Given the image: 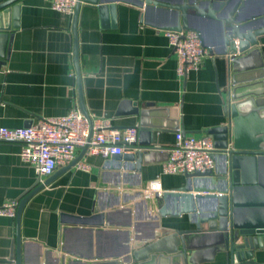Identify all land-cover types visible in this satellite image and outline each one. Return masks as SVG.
I'll list each match as a JSON object with an SVG mask.
<instances>
[{
	"label": "crops",
	"instance_id": "obj_1",
	"mask_svg": "<svg viewBox=\"0 0 264 264\" xmlns=\"http://www.w3.org/2000/svg\"><path fill=\"white\" fill-rule=\"evenodd\" d=\"M109 1L114 12L103 18L81 3L75 34L72 16L51 10L43 0L18 1V28L0 31V51L6 54L0 61V127H29L39 119L63 116L75 105L79 110L76 50L90 118H107L118 130L137 128V116L118 115L121 102L128 101L148 109L150 122L177 130L154 133L138 166L130 161L131 167L116 169L110 158L85 152L78 162L87 164L88 171L68 164L40 180L20 159L19 144L0 143V207L19 203L43 184L24 204L18 223L16 213L13 218L0 216V264H16L17 257L20 264H126L159 238L194 228L186 214H173L181 202L169 199L168 213L161 215L163 200L140 189L153 180L161 193L184 185L182 175H163L162 164L176 131L200 137L224 123L227 66L233 57H246L251 78L264 76V34L244 49L237 39L257 30L252 18L262 13L264 0H246L237 25L225 22V0H201L202 13L190 12L188 27L210 56L184 77L176 75L177 58L165 34L171 14L147 9L138 0ZM254 63L261 66L259 71H253ZM80 153L77 149L75 158ZM191 248L197 264H227L225 253L209 239ZM249 264H264V251L256 252Z\"/></svg>",
	"mask_w": 264,
	"mask_h": 264
},
{
	"label": "water",
	"instance_id": "obj_2",
	"mask_svg": "<svg viewBox=\"0 0 264 264\" xmlns=\"http://www.w3.org/2000/svg\"><path fill=\"white\" fill-rule=\"evenodd\" d=\"M20 0H0V31L10 32L18 28L17 19ZM147 9H157L171 14L170 30H190L188 17L195 11L202 13L201 0H138ZM207 1V0H206ZM256 1V0H255ZM246 0H225L227 7L225 22L235 24L236 17ZM96 9L101 18L114 12L115 6L109 0H76L72 15V30L75 34L77 12L80 4ZM258 28L254 33L238 36L241 49L257 43V37L264 34V10L252 18ZM231 24V25H232ZM194 30V29H193ZM11 35V34H10ZM200 37V36H199ZM234 39L229 37V40ZM3 43L0 41V48ZM242 51V50H241ZM225 55V53L220 54ZM6 57L5 50L0 51V61ZM77 72L78 107L81 114L89 120L81 90L80 73L77 67V55L74 51ZM1 63V62H0ZM246 57H233L228 63L229 98L223 108L224 123L205 132L213 143L211 160L213 169L205 173L185 175L184 185L172 191L155 194L161 198L164 206L161 215L168 213L169 199L181 202L182 208L175 212L187 215V222L194 228L178 230L159 238L134 254L126 264H197L196 251L191 247L200 239H209L213 247L224 252L227 264H249L256 252L264 251V76L251 78L246 67ZM257 64V63H256ZM254 65L253 71H259L260 65ZM148 109H139L136 103L123 101L118 115L138 117L139 140L134 154L113 155L110 164L116 169L131 167L130 161L137 166L142 156L151 149V137L154 133L177 130L173 125H159L148 120ZM186 134L185 132H183ZM91 136V127L89 138ZM87 145L81 148L79 156L69 165H75L86 152ZM109 165V164H108ZM54 175V174H53ZM43 184L20 200L16 209V222L24 204ZM206 230L202 232L201 227ZM19 238L16 245L18 248ZM16 264H20L17 257ZM94 264H118V262H98Z\"/></svg>",
	"mask_w": 264,
	"mask_h": 264
},
{
	"label": "built area",
	"instance_id": "obj_3",
	"mask_svg": "<svg viewBox=\"0 0 264 264\" xmlns=\"http://www.w3.org/2000/svg\"><path fill=\"white\" fill-rule=\"evenodd\" d=\"M53 11L71 17L76 0H43ZM168 44L177 58L176 75L184 77L190 71L198 70L205 58L210 56L199 35L192 31L165 32ZM85 118L75 105L60 117L39 119L29 127L8 129L0 127V143H17L22 162L31 166L38 180L49 177L57 168L66 166L75 158L77 149L87 145L91 156L110 158L135 150L137 128L121 130L112 127L104 117ZM91 127V136L89 131ZM213 143L210 137L184 134L178 130L174 143L167 151V159L162 164L163 175H188L205 173L213 169L211 154ZM76 169L88 171V165L76 163ZM146 196L161 194L157 180L147 182L141 189ZM18 202L10 201L0 207V216L13 218Z\"/></svg>",
	"mask_w": 264,
	"mask_h": 264
}]
</instances>
